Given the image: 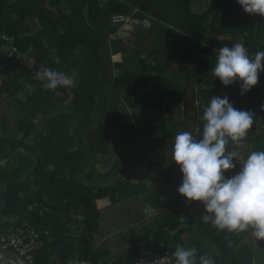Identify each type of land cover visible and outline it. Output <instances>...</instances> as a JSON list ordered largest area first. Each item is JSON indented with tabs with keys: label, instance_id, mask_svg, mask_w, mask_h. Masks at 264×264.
<instances>
[{
	"label": "trees",
	"instance_id": "16d2710c",
	"mask_svg": "<svg viewBox=\"0 0 264 264\" xmlns=\"http://www.w3.org/2000/svg\"><path fill=\"white\" fill-rule=\"evenodd\" d=\"M199 2L207 5L201 12L195 8ZM116 16L125 19L114 20ZM134 22L136 40L151 51L147 50L148 59L136 67L138 70L126 71L125 76L116 78L114 86L119 92L125 91L124 100L133 112L136 132L161 133V152L149 162L159 177L168 162L172 125L167 119L171 109L165 113V105L189 102L190 89L197 102L195 135L202 134L203 113L210 100L215 95L227 96L236 109L252 112L254 122L242 141L230 142L226 149L238 152L239 159L264 150V73L242 96L239 82L225 87L210 70L215 65V51L221 47L242 42L251 55L264 51V17L245 13L236 0H0V71L10 65L15 72L7 79L0 73V103L6 96L11 99L9 105L17 107L20 115L12 123L17 136L22 135L21 139L0 135V238L24 223L41 232L33 264H69L77 258L107 264L111 252L95 246L102 217L98 201L117 203L147 191L145 183H133L128 177L112 186L82 183L80 174L89 154L72 131L75 115L92 124L93 105L102 81L103 53L125 54L133 38L122 32ZM169 39L177 43L168 45ZM13 47L18 54L10 56ZM166 49L163 55L171 50L175 57L170 61V72L162 61H154L156 54ZM23 57L26 63L20 65ZM127 60L122 67H128ZM44 68L73 78L71 94L69 87L45 89ZM23 94L28 99H23ZM108 131L102 122L93 131L98 156L108 153ZM2 159L7 160L5 166ZM238 170L239 164L226 175ZM85 173L90 174L91 181L99 177L94 176L95 170ZM181 182L180 172L176 189ZM162 193L163 188H158L149 197L154 209L159 207ZM186 202L176 191L169 214L146 241L143 252L117 257V263L152 261L168 252L172 255L177 245L187 248L188 233L196 228L219 251L221 259L212 258L209 250L194 240L191 248L197 249L198 257L207 254L213 264H253V246L245 244V238L252 240L249 230H217L202 220L203 208L193 228L189 217L182 222ZM72 212L84 218L78 236L71 235Z\"/></svg>",
	"mask_w": 264,
	"mask_h": 264
},
{
	"label": "clouds",
	"instance_id": "9594fccd",
	"mask_svg": "<svg viewBox=\"0 0 264 264\" xmlns=\"http://www.w3.org/2000/svg\"><path fill=\"white\" fill-rule=\"evenodd\" d=\"M236 3L247 14L264 17V0ZM210 70L225 87L239 82L240 94L246 95L264 73V51L251 55L242 42L221 47L215 51V65ZM43 78V87L50 91L74 85L66 73L48 68L43 69ZM261 108L264 110V105ZM203 121L201 135L182 131L174 138L171 160L182 174L178 193L190 203L201 202L202 220L217 230H251L252 237L264 240V150L239 159V153L226 149L230 142L239 143L247 136L254 122L253 113L236 109L227 96L215 95L204 109ZM237 164L239 170L227 176ZM151 168L156 171L154 167L147 170ZM172 255L174 264H213L207 254L198 257L196 248L177 245Z\"/></svg>",
	"mask_w": 264,
	"mask_h": 264
},
{
	"label": "crops",
	"instance_id": "0c3cea01",
	"mask_svg": "<svg viewBox=\"0 0 264 264\" xmlns=\"http://www.w3.org/2000/svg\"><path fill=\"white\" fill-rule=\"evenodd\" d=\"M67 14L71 15L69 11H66ZM132 24V25H131ZM136 22L130 23V27L125 28L126 30L123 33L124 36L128 38H133L128 44H127V50L125 54H117V55H110L109 53H103V68H102V81L100 84V89L99 93H97V98L96 102L93 105L95 106V114L92 120V124H88L81 116H75V123L74 127L72 128V131L77 127V123H86L89 126V129L92 131H95L96 129V124L98 123L96 118V114L98 113V108L100 107L104 111H108L110 108L115 107V105L119 108L125 107L129 112L130 116H132L131 112L132 110L128 106V104L125 102V91H117L114 83L117 77H122L125 76L126 71L129 70H138L136 67L140 66L142 61L147 58V50L146 47L143 46V43L139 40H136V34L137 30L135 27ZM120 33V34H122ZM169 41H172L174 45L177 43L176 40L174 39H169L167 40V43L169 45ZM176 42V43H175ZM151 49L149 50V52ZM148 52V53H149ZM156 56L154 57L155 64L159 63L163 59V53L158 52ZM167 53V51H166ZM174 57V55H172ZM125 59H128V67L126 66L125 68L122 67L123 61ZM148 59V58H147ZM167 60V59H166ZM170 60L167 61L165 66L167 67V71L170 72ZM140 63V64H139ZM1 77L3 79H7L11 76H14L15 72H12L10 70V65H7L3 67L0 71ZM11 99L10 97H2V101L0 103V135L4 134L8 138L11 137H18L21 139L22 135L16 134V131L14 128V124L12 123L13 120L19 117L20 112L17 109V107L10 106ZM10 104V105H9ZM179 109V118L176 128L173 127L172 125L170 126V141H169V146L171 142V137L173 136V131L176 130V133L182 132V131H187L188 124H186V120L183 117L182 112H184V104L179 105L176 103L168 102L165 105V108H168L167 110L171 109V113L175 114L174 108ZM140 110L143 111H148V109L142 108ZM9 112H12L13 114H10ZM74 115L73 113H71ZM108 118V117H105ZM171 120V119H170ZM104 124L107 125V128L109 130V126L107 124V121L104 119L103 121H100ZM175 122V121H172ZM185 122V126L183 128L182 123ZM133 127H134V132L137 130V126L135 122H132ZM181 124V125H180ZM136 126V127H135ZM86 128L85 126L83 129ZM152 131V132H156ZM152 132H144L142 134L137 132V136L140 134L142 135H148ZM74 136L76 137L74 131H73ZM78 139V138H77ZM160 141V138H159ZM111 139L109 142V150L106 155L103 157H107L108 154L110 153V146H111ZM97 144V140H96ZM120 144H118L117 147V152ZM160 146V145H159ZM139 149V148H138ZM116 152V153H117ZM111 154V153H110ZM138 157V153H137ZM117 162L119 160V157L116 158L114 156L113 161ZM112 161V162H113ZM152 161V160H150ZM145 162L144 165H140L137 162V159L135 162L131 160V162L127 161L125 165L129 162L131 163L130 167L131 168H126L127 172L119 173V174H114V179L110 178L107 179L106 175L108 174H94V176H98L97 179L91 181L90 180V174H83V172H86L87 166H84L82 170V174H80V179H82L85 183H88L90 187H98V186H112L114 185L117 181L123 180L125 177H128L132 180L133 183H145L147 187V191L145 190V194L141 196H137L134 198H126L123 200H120L117 203H113L112 200L110 199H104L98 201V208L101 211L102 217H109L107 222L110 223V225L118 223L122 220H125L127 222V226H119L118 231L111 230V231H105L102 222H101V229L99 233L96 236L95 239V246L97 248L99 247H105L107 248L110 252L111 255L108 259L112 257H127L128 255L135 256L138 253L143 252L142 247L145 245L146 241L149 240L155 231L159 228V225L163 222V219L169 214L170 208L172 205V200L174 196L176 195V182L178 180L179 174H162L161 181H163L162 184L159 183V181L154 182V179H151L149 182L145 180V177L148 175H155V174H140L146 173L148 167H154V166H149V162ZM1 164L5 166L7 164V160L2 159ZM9 166H12L9 165ZM125 167V166H124ZM146 168V169H145ZM155 168V167H154ZM116 171V170H113ZM130 171V172H129ZM104 177V178H103ZM143 177L142 181L137 180V178ZM159 179V177H158ZM90 180V181H89ZM103 180L104 182H100ZM0 187H2L0 185ZM158 188H163V193L161 194V203L158 208L154 209L153 205L151 206L148 202V199L151 195H154L157 192ZM146 202V203H145ZM153 204V203H152ZM128 210V211H127ZM125 218H124V217ZM72 218V223L70 224V230H71V235L73 236H78L79 233L82 231V220L84 218L80 217L78 214L75 212H72L71 214ZM114 220V221H113ZM15 222V220H13ZM130 222V223H129ZM196 223V222H195ZM191 227H196L195 224ZM110 229V227H107ZM113 228V227H112ZM250 231V230H249ZM189 237L187 238V248H191V245L193 241L198 242V244H201V246L206 247L212 258L216 259H221V255L219 251L212 245L208 244L207 240L203 238V236L196 231V228L193 231H190ZM196 234H199L197 237ZM251 234V232H250ZM111 239H113V243L111 242ZM245 244H250L253 246V252H254V259H253V264H264V246H260L256 243L254 237H252V240L248 237L245 238ZM107 259V260H108Z\"/></svg>",
	"mask_w": 264,
	"mask_h": 264
},
{
	"label": "rangeland",
	"instance_id": "374dc122",
	"mask_svg": "<svg viewBox=\"0 0 264 264\" xmlns=\"http://www.w3.org/2000/svg\"><path fill=\"white\" fill-rule=\"evenodd\" d=\"M195 8L197 9V12H201L202 10L207 8V5L199 3H195ZM176 43V42H175ZM169 45H174V43L172 41H169ZM167 51V49H166ZM166 51L164 50V53H166ZM171 50H168V55H162L163 59H162V63L166 64L168 60L171 59V62H174L175 57L172 56V53H170ZM167 59V60H166ZM72 87H69V93L71 94L72 92ZM195 96V95H194ZM193 96V92L190 89L189 90V97H191V100L187 103L184 104V112H182L184 119L186 120V124H190L188 125L189 128L187 131H191L194 135H195V126H194V121L196 120V114H197V103L194 102L195 97ZM188 97V98H189ZM23 99H28V97L23 94L22 95ZM171 104V102H170ZM168 108H164L165 113L167 112ZM98 113L96 114V118L95 120H97L98 122L103 121L104 119L107 121V124L109 126V136L111 139V146H110V153L108 154L107 157H103V156H98L97 155V146H96V139H95V135L94 132L92 130L89 129V126L86 123H77V127L73 130L76 137L78 138V141L81 143V147L83 149H85L86 153H88V161L85 164V166H87V172H91V171H96V174H108L104 177H106L107 179H110L112 177H114V174H119L116 171H112L114 174L111 173V170H114V167L116 165L114 156H116V158L118 157L117 152V147L118 144H120V148L121 150L124 149V146H126V144H129V146L132 145V143L134 145H136L135 140H137V149L136 150V155L138 152V157H136L137 162L142 166L145 164V162H148L150 160L155 159L161 152L160 150V142H159V138H160V131H156V132H152L150 134H146V135H142L140 134L138 137L135 138L134 134V127L131 121V116H130V112L125 108H119L115 105V107L110 108L108 111H104L103 109H101L100 107L98 108ZM175 114H171L168 115V120L169 121H175L172 122V126L176 128L177 123L178 122V118H179V109L176 107L174 108ZM10 114H13L12 112H9ZM75 116H79V115H75ZM108 117V118H105ZM171 120H170V119ZM166 119V118H165ZM191 122V123H190ZM181 125V124H180ZM183 128L185 126V122L182 123ZM86 127L83 129V127ZM133 133V134H132ZM176 130L173 131V136L171 137V142L168 148H167V152H168V162L166 163V167H165V171L161 174H180V169L179 167L172 162L171 160V154H172V145L174 142V138L176 136ZM135 146V148H136ZM139 148V149H138ZM238 153V152H237ZM90 158H93L94 160H90ZM113 161V162H112ZM131 163H127L124 166H122L119 171L120 173L127 172L126 168H131L130 167ZM90 166H93V168H91ZM158 170V169H157ZM130 172V171H129ZM155 174V175H148L145 177V180H147L148 182L151 179H154V182H158L160 184L163 183V181H161V177H159L158 174H160L158 171H155L151 168L149 170L146 171V173H140V174ZM82 174V173H81ZM83 174H87L85 172H83ZM82 174V175H83ZM103 177V178H104ZM159 177V179H158ZM116 178V177H114ZM112 178V179H114ZM143 177L137 178V180H141L142 181ZM100 182H104L103 180H101ZM128 211V210H127ZM124 217V216H123ZM109 217H103L102 218V226L104 228L105 231H111L112 229L115 231H118L119 226H127V222L125 220H122L118 223V225L116 223L110 225L109 222H107L106 220H108ZM125 218V217H124ZM114 221V220H113ZM130 223V222H129ZM107 227H110L107 228ZM113 227V228H112ZM196 236L198 237L199 234H196ZM111 242L113 243V239H111ZM209 244V243H208Z\"/></svg>",
	"mask_w": 264,
	"mask_h": 264
},
{
	"label": "built area",
	"instance_id": "2783aa9c",
	"mask_svg": "<svg viewBox=\"0 0 264 264\" xmlns=\"http://www.w3.org/2000/svg\"><path fill=\"white\" fill-rule=\"evenodd\" d=\"M114 20H124L123 16H116L113 18ZM9 42V39H6ZM18 54L17 48L13 47L10 53V56ZM20 65H24L26 63V58L20 59ZM195 204V202H186L184 212L182 214V222L185 223L187 217L189 215V211L191 207ZM42 233L31 226L29 223H24L22 226L13 230L12 233L8 235H3L0 238V249L4 250H14L18 252L21 256H23L30 264L35 262V251L39 247V241L42 237ZM174 258L168 252L165 256L158 257L152 261H126L123 263H117L116 260L110 259L107 264H173ZM69 264H93L92 261L83 260V259H74Z\"/></svg>",
	"mask_w": 264,
	"mask_h": 264
},
{
	"label": "water",
	"instance_id": "95a60500",
	"mask_svg": "<svg viewBox=\"0 0 264 264\" xmlns=\"http://www.w3.org/2000/svg\"><path fill=\"white\" fill-rule=\"evenodd\" d=\"M111 171H113V170H111ZM202 208H203V204L201 202H195V204L191 207V209L189 211V222L192 226L195 224L196 219H197V215ZM250 232H251V230H250ZM255 241L258 245L264 246V240L258 241L255 239ZM0 263H3V264H30L18 252L11 250V249H8V250L0 249Z\"/></svg>",
	"mask_w": 264,
	"mask_h": 264
},
{
	"label": "flooded vegetation",
	"instance_id": "af4514ba",
	"mask_svg": "<svg viewBox=\"0 0 264 264\" xmlns=\"http://www.w3.org/2000/svg\"><path fill=\"white\" fill-rule=\"evenodd\" d=\"M133 135L135 136V138L138 137L136 131L134 132ZM135 143L137 145V140H135ZM136 145H134L133 143L131 146H129V144H126V146H124L123 150H121V148L119 146L118 152H117L119 160L116 162L114 170H119L122 166H125V163L127 161L131 162V160H133L135 162L136 157H137L136 150H135V149H137ZM135 146H136V148H135ZM153 170L155 171V169H153Z\"/></svg>",
	"mask_w": 264,
	"mask_h": 264
}]
</instances>
